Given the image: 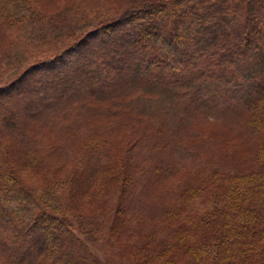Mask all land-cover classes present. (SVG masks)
Listing matches in <instances>:
<instances>
[{
	"label": "trees",
	"instance_id": "trees-1",
	"mask_svg": "<svg viewBox=\"0 0 264 264\" xmlns=\"http://www.w3.org/2000/svg\"><path fill=\"white\" fill-rule=\"evenodd\" d=\"M0 264H264V0H0Z\"/></svg>",
	"mask_w": 264,
	"mask_h": 264
},
{
	"label": "rangeland",
	"instance_id": "rangeland-1",
	"mask_svg": "<svg viewBox=\"0 0 264 264\" xmlns=\"http://www.w3.org/2000/svg\"><path fill=\"white\" fill-rule=\"evenodd\" d=\"M70 93H72V92H70ZM177 98H179V97H177ZM184 112L186 114H189L190 116H193V117H195V116L198 115L194 111L184 110ZM158 119H160V118L158 117ZM171 119L167 122V126L169 127V130H170L169 131L170 136L172 138H175L176 140L178 138H180L183 141L188 140L189 139V131H191L193 127L189 128L187 130H183L182 129L184 131V135L181 134L182 135L181 137H177L175 135L176 134H179V132H178V130H177L176 127H173L172 122H171ZM196 121L197 120H195L193 122L195 123ZM234 132L237 133V135L240 134V133H242L240 130H237V129L236 130L234 129ZM188 141H190L189 143H191V148L188 151L185 150V147H183V146H173L172 147V150L174 152V155L176 156V158L178 160H180V163L184 164L183 166L186 169H189L188 166H190L192 163H196L198 161H201L204 164H206L207 162H209L211 166H213V165H215L217 163V162L214 161V159L219 158L218 152H217V149H218L217 148V145H215L211 141L202 140L200 138H194V139H190ZM192 144H193V146H192ZM223 146H224L225 149H228V150H231V151L241 149L240 146L236 144V142H232L231 145H229L228 147H226L225 144ZM211 150H213V151L215 150V157H212V156L210 157V153L209 152ZM169 151H171V147H169ZM207 158L209 160H207ZM199 164H201V163H197V165H199ZM237 164H239V162H236V161H232V162L224 161V163H223V165H226V166L227 165L233 166V165H237ZM240 164H242V163L240 162ZM99 232L102 233V231H99ZM98 249L100 251L101 250L106 251V254L103 255L104 257H113L114 260H115V262L119 263L120 260L116 256H114L112 254V252L110 250V244L108 243L106 237H103V240L98 245Z\"/></svg>",
	"mask_w": 264,
	"mask_h": 264
}]
</instances>
